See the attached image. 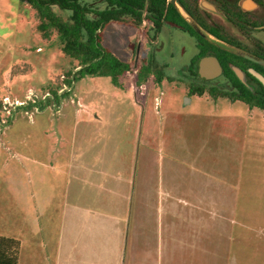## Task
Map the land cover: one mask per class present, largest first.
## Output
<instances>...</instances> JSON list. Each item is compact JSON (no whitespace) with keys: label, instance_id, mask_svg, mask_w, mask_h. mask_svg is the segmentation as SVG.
Listing matches in <instances>:
<instances>
[{"label":"rangeland","instance_id":"374dc122","mask_svg":"<svg viewBox=\"0 0 264 264\" xmlns=\"http://www.w3.org/2000/svg\"><path fill=\"white\" fill-rule=\"evenodd\" d=\"M53 10L69 22L65 10ZM39 23L37 11L27 2L0 0V235H15L13 231L23 223L22 192L29 189L30 179L43 172L34 159L41 153L42 160H56L64 125L61 115L68 105L81 110L77 139L94 153L118 134L131 137L137 125L140 163L151 157L160 177L176 161L189 162L185 170L192 175H233L235 189L238 184L242 189L261 184L264 131L258 130L263 125L253 117L259 111L251 112L242 102L215 100L208 94L195 99L187 94L186 66L198 52L188 34L167 25L156 45L157 60L168 66L166 74L173 81L165 79L164 85H158L151 76L139 84L138 73L152 49L147 22L139 28L129 22L111 23L101 34L102 44L131 65L121 78L122 87L114 86L108 77H86L69 87L66 82L79 69V62L63 53L55 30L44 38L37 30ZM210 38L214 43L206 41L216 44ZM53 92L63 97L58 105ZM70 119L75 122L74 113ZM47 142L53 148L49 156L43 149ZM175 167V172L182 173L183 168ZM250 233L263 237L259 229Z\"/></svg>","mask_w":264,"mask_h":264},{"label":"crops","instance_id":"0c3cea01","mask_svg":"<svg viewBox=\"0 0 264 264\" xmlns=\"http://www.w3.org/2000/svg\"><path fill=\"white\" fill-rule=\"evenodd\" d=\"M80 111L64 109L56 160H42L41 153L34 159L43 172L22 192L23 223L15 235H2L21 241L19 264L264 261V177L261 184L235 189L233 175H192L185 170L189 162L176 161L160 177L151 157L140 163L137 125L131 137L118 134L99 151L87 150L77 139ZM250 111L263 132L264 112ZM250 229L263 237L254 238ZM259 245L263 250L253 247Z\"/></svg>","mask_w":264,"mask_h":264},{"label":"trees","instance_id":"16d2710c","mask_svg":"<svg viewBox=\"0 0 264 264\" xmlns=\"http://www.w3.org/2000/svg\"><path fill=\"white\" fill-rule=\"evenodd\" d=\"M30 4L40 20L37 30L44 38H49L56 31L63 53L79 62V69L72 73L67 85L86 77H108L116 87H122L121 78L131 70V65L122 62L102 44L101 34L111 23L129 22L136 28L147 22L146 36L149 41H156L167 23L179 25L195 37L202 48L203 39L178 15L168 0H22ZM183 6L181 0H178ZM59 7L69 15V22L57 17L54 8ZM189 13V12H188ZM190 14V13H189ZM192 17L193 15L190 14ZM228 62L234 64V55L223 51ZM206 53L201 50L187 67L190 80L186 81L189 96L203 97L208 94L213 99H227L231 102L240 100L250 108L264 112V86H254L253 90L243 84L228 89L215 84L204 83L198 74V63ZM225 61V66L227 62ZM230 70V68L227 66ZM167 65L160 63L152 53L138 73V83L146 82L151 76L156 84L165 79L173 81L166 74ZM55 103H61L62 95L52 93ZM41 108L45 106L40 105ZM21 241L14 237L0 235V264H19Z\"/></svg>","mask_w":264,"mask_h":264},{"label":"flooded vegetation","instance_id":"af4514ba","mask_svg":"<svg viewBox=\"0 0 264 264\" xmlns=\"http://www.w3.org/2000/svg\"><path fill=\"white\" fill-rule=\"evenodd\" d=\"M181 2L183 8L193 15V18L200 27L209 36L215 38L219 44H213L204 40V45L202 44V48L200 49L197 39L189 32L183 30L179 25L173 23H167L165 25L174 27V29L183 34H188L194 39L198 50L195 57L203 50L206 53L205 57H215L219 61L222 68L221 73L214 78H206L199 71V63L205 58L202 57L198 63L200 80L204 83L215 84L227 87L228 89L234 86V90H236L235 86L240 83L249 87L251 90H253L254 86H264L261 79L253 73L256 72L264 77V65L244 58L236 53L237 51L244 52L259 60H264V0H206V2L214 7V11L204 9L201 5L202 0H191V2L181 0ZM158 39L159 37L156 41L152 42L148 40V43L152 47L148 59L152 53H155L157 58L156 45ZM225 46L233 48L234 53L222 48ZM223 51L234 55V64L226 61L225 55L221 54ZM225 61L231 71L225 66ZM235 69H239L242 72V76H239ZM185 76L188 79L187 81H189L188 71ZM236 102L242 101L237 100L234 103Z\"/></svg>","mask_w":264,"mask_h":264},{"label":"water","instance_id":"95a60500","mask_svg":"<svg viewBox=\"0 0 264 264\" xmlns=\"http://www.w3.org/2000/svg\"><path fill=\"white\" fill-rule=\"evenodd\" d=\"M176 9V11L178 12V14L197 32L198 35H200L201 37H203L206 40H209L210 42L214 43V40H212L210 38V36L200 27V25L196 22V20L183 8V6L180 4V2L178 0H168ZM201 5L204 9L208 10V11H214V7L212 5H210L208 2H206V0H202ZM216 44H218V42L215 41ZM219 45V44H218ZM223 49L234 53V49L231 48L230 46H225L222 47ZM238 55H241L244 58H247L249 60H252L254 62L260 63L262 65H264V60H259L253 56H250L247 53L244 52H236ZM221 66L219 61L217 60V58L215 57H205L203 58L200 63H199V71L200 74L203 77L206 78H214L216 76H218L221 73ZM236 72L238 73L239 76H242V72L239 69H235ZM256 76H258L261 81L264 84V77L256 72H253Z\"/></svg>","mask_w":264,"mask_h":264},{"label":"built area","instance_id":"2783aa9c","mask_svg":"<svg viewBox=\"0 0 264 264\" xmlns=\"http://www.w3.org/2000/svg\"><path fill=\"white\" fill-rule=\"evenodd\" d=\"M18 105H21V104H19V102H18Z\"/></svg>","mask_w":264,"mask_h":264}]
</instances>
